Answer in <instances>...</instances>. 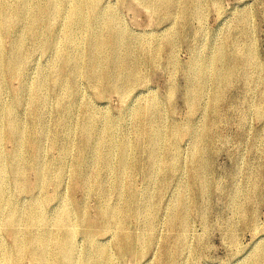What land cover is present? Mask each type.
<instances>
[{
	"label": "rangeland",
	"instance_id": "rangeland-1",
	"mask_svg": "<svg viewBox=\"0 0 264 264\" xmlns=\"http://www.w3.org/2000/svg\"><path fill=\"white\" fill-rule=\"evenodd\" d=\"M6 1L11 9H25L23 4L17 6L19 0ZM50 1L32 2L45 7ZM153 2L156 6L142 0H104L102 16L95 12L97 21L100 13L102 23L115 18L123 32L120 54L128 55L123 81L117 80L119 65L112 68L105 61L101 68L109 69L108 81L86 72L75 77L74 62L86 68L94 46L89 42L91 33L85 30H76L75 44L66 42L64 8L61 17L47 15V26L35 32L31 31L35 11L25 12L22 20L0 29L5 54L21 40L25 57L18 74L0 91V109L6 111L16 97L20 103L17 114L27 130L21 166L27 188L21 189L9 168L5 177L10 205L5 212L12 205L24 211L40 204L50 221V232L59 236L53 221L68 204L77 221L78 252L90 259L104 247L114 264H248L264 249V0H177L179 5L169 14L161 6L156 9L158 3ZM7 12L12 15L13 11ZM109 52L104 46L99 53L106 57ZM152 52L156 53L153 61L148 56ZM221 52L225 60L218 63V69H233L231 79L221 91L208 83L198 96L197 77L203 65ZM70 55L76 58L63 64L62 59ZM42 77H47L41 90L45 99L38 102L39 112L33 113L28 105L36 95L32 87ZM125 83L127 91L118 90ZM146 108L152 113L143 122L136 115ZM107 118L115 123L116 135L134 145L131 170L124 180V193H133L130 208L119 193L122 189L113 186L112 172L97 158L98 151L102 157L109 154L110 141L103 133ZM155 131H161L162 141L151 158L149 138ZM201 132L204 138L198 141ZM1 148L8 157L15 152V144L8 140L2 141ZM195 149L202 152L203 169L194 157ZM112 162L117 164L114 158ZM40 167H51L48 185L37 182L35 168ZM76 167L84 181L72 180ZM58 168L63 178L55 182ZM179 196H184L186 232L180 223L171 222ZM146 205L148 221L139 214ZM115 206L125 216L122 220L133 251H120L115 230L102 231L105 220L99 211ZM81 218L90 227L79 222ZM16 233L19 238L27 234L24 222ZM0 242L8 249L13 247V239L4 233ZM30 254V250L23 252L17 264H38ZM14 258L12 264H16Z\"/></svg>",
	"mask_w": 264,
	"mask_h": 264
},
{
	"label": "bare ground",
	"instance_id": "bare-ground-1",
	"mask_svg": "<svg viewBox=\"0 0 264 264\" xmlns=\"http://www.w3.org/2000/svg\"><path fill=\"white\" fill-rule=\"evenodd\" d=\"M32 1L33 0H19L17 6H19V3L23 4L25 6V9L24 8L22 9L20 7H16V8L11 9L8 6L6 0H0V18H1L0 29L1 28L7 29L8 26H11L14 23H17L20 20H22V18L26 14L25 12L35 11L38 14H36V16L31 21V25H32L31 31L35 32V30H38L39 26H43V28L47 26V21H48V19L46 18L47 15L54 14L57 17H61L62 13H63L62 9L64 8V11H65L64 19L63 20L61 19V20L64 24V28L66 31V42L69 44H72V43L75 44V42H76L75 35L77 33L76 30H80V31L85 30V31L91 33L89 36V42H90V45L92 47L94 46L93 54L91 55L90 62H88V66L86 68L81 66L79 62H77V61L74 62L73 73H74L75 77L81 76V74L83 72H86L90 75H97L98 79H100V81H102V82L108 81L109 69H107V67L105 69L101 68V62L105 61L108 64V66L111 65L112 68L114 65H117V66L119 65V77L117 78V80L123 81L122 77L126 76V74H127V72H125L127 69V66L124 63L127 60V56H128V55L126 56L125 53L122 55L120 54V47H121L122 43L124 42V35L122 34L123 32L117 28L118 22L116 21L115 18H113V17L106 18L103 21V23L100 21L101 16H102L101 10L104 7L103 6L104 0H61V1L51 0L49 5H47L45 7H41L37 4H33ZM142 1L143 2L149 1L153 5H155L153 2V1H155L158 3V7L156 9L159 10V7L161 6L160 10L163 12H166L168 14L171 12V10L174 7L179 5L177 0H153V1L152 0H142ZM8 10L13 11L12 15L7 14ZM96 11H99L101 13V16L99 13L98 21H97V16L95 15ZM29 15L31 16V14H29ZM169 20H170V18H169ZM23 22H24V20H23ZM22 23H21V25H22ZM27 23H30V21ZM55 24L56 23H54L53 25L55 26ZM21 25H18L17 28H19ZM23 26H26V24ZM21 28H22V26H21ZM48 30L49 29H47V31ZM56 31H58V30H56ZM105 33L108 35L105 36ZM169 34L172 35V33H169ZM169 34L167 36H169ZM43 36H45V35H43ZM15 39H17V37ZM53 44L56 46L55 42ZM104 46L108 47L110 50L109 55L106 57H102L99 53L101 51L102 47H104ZM68 50L70 52V48ZM168 51H170V50H168ZM155 55H156L155 52H152V55L148 54L149 59L151 61H153L155 58ZM7 56H8V58H7ZM71 56L72 55H70V57L65 56L62 59V63L63 64H69L72 59L76 58V57H71ZM24 58L25 57L23 54V47H22L21 40H18L16 42L14 49L7 55L5 54L4 49L0 45V91L2 88L7 86V80L9 78H13L14 76H16L18 74L19 68L22 65V63L24 62L23 61ZM222 60H225V54L223 52L216 54L211 59V61L205 62V64L203 65V68L200 71L201 73L197 77L198 78V89L196 92H197L198 96H202L203 88L208 83L212 82L214 85L217 86V89H220V91H221L222 88L224 87V85L231 79V77L233 75V71H234L233 69H218V63H221ZM53 61L54 60H52V62ZM123 67L125 68V71H124ZM21 69H22V67H21ZM55 70H57V69H55ZM202 70H204V71L202 72ZM44 73L45 72H43V74ZM35 83H36V81H35ZM35 83H34V85H35ZM46 84H47V77H45V78L42 77V79H40L39 83L37 85H35L34 88L32 87V89L35 91L34 93L37 95V97H36V95H32L33 97L35 96V98L28 104L31 107V110L33 113L39 112L38 111L39 110L38 109V102L41 100L43 101L45 99V95L41 94V90L44 91V87L46 86ZM75 86H76V83H75ZM119 87L120 88L118 90H121L122 92H126L128 89L127 83L122 84ZM79 88H81V87H79ZM73 91H74V89H73ZM75 91L78 92V90H75ZM20 94H22V93H20ZM57 94H58V92H57ZM64 94H65V92H64ZM59 96H63V95H59ZM59 96H57V97H59ZM216 97H217V95H215L213 97L214 102L216 100ZM64 98L66 99V97H64ZM61 99H62V97H61ZM57 101H58V99H57ZM7 102L10 103V99ZM11 103L12 104L6 109V111L3 112L0 109V234L4 233V234L10 236L13 239V247L11 249H8L7 246H5L2 242H0V264H12L13 263L12 259L14 258V256H15L14 261L17 264L21 260V255L23 254V252H26L29 250L31 253L30 256L38 264H114L113 258L107 253V250L104 247H100L99 249L96 250L98 254L94 259L87 258L86 256H84L78 252V244H77V240H76L77 230L75 229V224L77 223V221H74V218H73L74 214L72 213L68 204H65L63 206V209L60 210L61 212H59V214L56 215V217L53 221L54 227L57 229V232H59V234H60L59 236H57V234H53L52 232H50V229L48 228L50 221L47 219L42 207H40V204H37V205L32 204L29 209L27 208L28 207L27 206L26 207L27 210H24V211L19 206L12 205L10 207V209H8V211L5 212V209L10 205L9 197L7 195V190H6L8 181H7V178L5 177V174L9 170V168L10 169L12 168V170H14L15 179L18 181V184L20 185L21 189L27 188V180L25 179V177L23 175L24 172L21 171V166L25 161L23 149L25 150L24 145L26 143V132H27V130L21 124L19 117H18V114H17V107L20 104L18 99L16 97H14V101ZM59 104H56V105H59ZM73 105L74 104H72V106ZM43 106H41V107H43ZM0 108H2V101L1 100H0ZM151 113L148 110V108H146L145 110L138 111L136 116L143 119V122H144V120H149V116L151 115ZM46 115H47V113H46ZM70 117L71 116H69V118ZM144 117H145V119H144ZM35 119H37V118H35ZM39 120H41V119H39ZM65 120H66V118H65ZM57 121H58V119H57ZM90 121H93V119H91ZM37 122H35V123H37ZM82 122H84V121H82ZM55 123L53 124V126L58 125V123H60V121L57 122V124H55ZM80 124H82V123H80ZM79 127H81V126H79ZM175 129L179 130L178 127H176ZM41 131H40V133H41ZM67 131L69 132L68 128H67ZM115 131H116L115 123L109 121V119L107 118V120L105 121L104 127H103V133L109 138V141H110L109 154L104 155V157H102L100 154V151H98L97 152V154H98L97 158H98V160H102V161H100V163L103 164L104 166H106L108 168V170L110 172H112L113 179H114L113 186L114 187H120L122 189L123 192H119V193H121L124 200H128L127 204H128V208H130L131 204L133 203V193H128V195L126 193H124V192H126V190L124 188L125 187L124 186V180L126 178L127 173L131 170L130 160L132 157V153H133L132 149H133L134 145H132V143L126 139H120L116 135ZM85 132H83V134H85ZM155 132L156 133L152 137L149 138V143L151 144V147L153 148L151 158H155L156 152L158 151L159 145L162 141L160 138V136H162L161 131H155ZM202 132H204V131H202ZM202 132H201L202 135H198L196 138L198 141H201V139L204 138V135ZM140 133L144 134L143 131H141ZM192 134H193V132H192ZM86 135H88V134H86ZM98 138H100V137H98ZM52 139H53V137H52ZM86 139H87V136H86ZM3 140H8V141H11L15 144V152H14L13 156L8 157L2 151L1 145H2ZM69 141H70V138H69ZM69 141H68V143H69ZM87 142H88V140H87ZM73 144H75L74 141H73ZM80 147H81V145H80ZM83 150H84V148H83ZM202 150H204V149H202ZM147 154H149V153H147ZM201 154H202V152L200 153V151H198L196 153V149L194 150V157L200 161L199 162L200 167H201V169H203L206 166V163H205V160L201 157ZM38 155H40V153ZM73 155H74V152H73ZM113 158L117 162L116 165H113V162H112ZM90 160H91V158H90ZM50 168L51 167H49V168H45V167L35 168V170L37 172V179H38L37 182L40 186L48 185V183L51 181V177L48 175ZM70 168H71V166H70ZM92 168H93V166H92ZM74 170H75V172L73 173L72 180L74 182L78 181L79 179L83 180L82 179L83 175L81 173L80 167H76ZM103 171H104L103 173H105L107 170L105 169ZM201 173H202V171H201ZM62 178H63V175L61 174V169L58 168L56 171V174L54 176L53 181L60 182L62 180ZM98 181H99V179H98ZM15 188H16V186H15ZM201 189H203V188H201ZM16 191H17V189H16ZM10 193H11V191H10ZM13 199H14V197H13ZM183 200H184V196L183 197L179 196V198L177 199L178 203H177L175 210L173 212L171 222H172V225L180 223L181 231L186 232V229H187V212L183 208V204H182ZM12 204H13V202H12ZM147 207H148V205H146V207H144V210L141 211L139 214L145 216L147 221H148V220H150L151 217H150L149 211L147 210ZM99 215L101 216L102 219L105 220V226L102 227V231L110 232L111 230H115V232L117 234L118 242H119L120 251H123L124 253H126L128 251H133V243L130 242V240H128L127 228H126V226L122 220L123 217H125V216H123L122 209L119 206H115V207L108 208V209H101L99 211ZM21 222H24V224L26 226L27 234L25 233L23 237L19 238L17 236V233H16V227ZM79 222L87 224L90 227V224L87 223V221L83 218H81L79 220ZM149 230L153 231L154 227L150 226ZM141 235H142V233H141ZM143 236L144 235H142L141 237H143ZM33 248L38 250V252L32 251ZM248 264H264V249L259 250V252H257V254H256L255 259Z\"/></svg>",
	"mask_w": 264,
	"mask_h": 264
}]
</instances>
